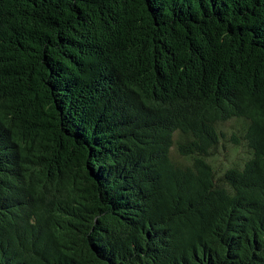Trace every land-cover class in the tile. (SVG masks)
<instances>
[{"label": "trees", "instance_id": "16d2710c", "mask_svg": "<svg viewBox=\"0 0 264 264\" xmlns=\"http://www.w3.org/2000/svg\"><path fill=\"white\" fill-rule=\"evenodd\" d=\"M0 264H264V0H0Z\"/></svg>", "mask_w": 264, "mask_h": 264}, {"label": "rangeland", "instance_id": "374dc122", "mask_svg": "<svg viewBox=\"0 0 264 264\" xmlns=\"http://www.w3.org/2000/svg\"><path fill=\"white\" fill-rule=\"evenodd\" d=\"M243 125L235 121H229L220 125L219 130L224 136L221 138V144L216 149L213 157L209 159L214 169L217 172L216 178L221 175L225 169L230 166L240 165L247 158V153L243 145L240 143L239 147H235L231 142L232 135L238 136L239 129H242ZM171 159L177 163H186L182 157H180L175 149L171 151Z\"/></svg>", "mask_w": 264, "mask_h": 264}]
</instances>
